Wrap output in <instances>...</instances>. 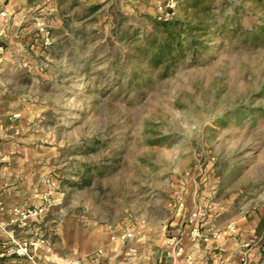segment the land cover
<instances>
[{
	"label": "rangeland",
	"instance_id": "rangeland-1",
	"mask_svg": "<svg viewBox=\"0 0 264 264\" xmlns=\"http://www.w3.org/2000/svg\"><path fill=\"white\" fill-rule=\"evenodd\" d=\"M137 1L65 7V31L38 61L44 78H21L42 105L32 146L48 151L35 156L52 192L36 225L51 239L69 218L83 228L137 231L164 220L175 197L197 190L199 199L233 200L240 210L262 213L264 264V45L253 48L219 31L193 64L188 58L167 78L133 76L136 64L119 67L148 35L149 19H171L170 9L183 18L191 5ZM232 1L229 17L244 27L250 15L263 17L250 3L234 12L241 2ZM80 177L92 183L72 187Z\"/></svg>",
	"mask_w": 264,
	"mask_h": 264
},
{
	"label": "crops",
	"instance_id": "crops-1",
	"mask_svg": "<svg viewBox=\"0 0 264 264\" xmlns=\"http://www.w3.org/2000/svg\"><path fill=\"white\" fill-rule=\"evenodd\" d=\"M65 7L95 10L114 7V0L1 1L6 16L0 14V264H71L72 259L85 264H261L262 213L240 210L233 200L199 199L197 190L175 197L164 220L144 222L137 231L83 228L69 218L51 239L37 227L45 215L27 226L12 223L17 211L41 207L52 195L49 177L35 159L48 151L32 146V124L42 105L29 96L30 86L21 78H44L38 61L47 60L55 33L65 31ZM45 30L52 35L50 45L44 42ZM199 209L203 215L191 223ZM126 234L132 237L122 239Z\"/></svg>",
	"mask_w": 264,
	"mask_h": 264
},
{
	"label": "trees",
	"instance_id": "trees-1",
	"mask_svg": "<svg viewBox=\"0 0 264 264\" xmlns=\"http://www.w3.org/2000/svg\"><path fill=\"white\" fill-rule=\"evenodd\" d=\"M215 1L191 0V5L185 8L183 18H176L175 11L170 9L169 13L173 15L171 19H149L151 28L148 35L141 38V45L135 47L133 55L126 57L128 63L119 67L120 71L131 70L133 64H136L132 70L133 76L141 74L152 77L159 74L160 79H165L174 67L188 58L193 64L199 53L206 48V39L219 31L221 36L229 35L253 48L264 45V0H240L241 4L235 7L234 12H238L250 3L253 6L251 9L262 13L261 18L250 15L252 20L247 27L235 16L229 17L226 8L232 6L229 4H234L235 1L222 0L219 2V8ZM104 92L100 89L94 91L98 95ZM91 183L92 177H80L79 181L73 182L71 186L79 188Z\"/></svg>",
	"mask_w": 264,
	"mask_h": 264
},
{
	"label": "built area",
	"instance_id": "built-area-1",
	"mask_svg": "<svg viewBox=\"0 0 264 264\" xmlns=\"http://www.w3.org/2000/svg\"><path fill=\"white\" fill-rule=\"evenodd\" d=\"M1 1L2 0H0V14L3 16H6V13L4 11H2V9H1ZM43 32H44L45 44L50 45L52 40H53L52 35L50 34L49 31L45 30ZM48 209H49V205L45 204L41 207L31 208V209H27V210L21 211V212L17 211L19 218L17 220H13L12 223H18L22 226H27L31 220H36V219H39L40 217L44 216L47 213ZM203 213L204 212L202 209H199L196 212H194L190 218V222L193 223L194 220L199 218L200 216H202ZM192 235H193L194 239L199 237L197 230H194ZM131 237H132L131 234H126V235H123L121 238L127 239V238H131ZM178 243H179L178 241L174 242V244H176V245H178ZM71 264H85V263L80 259H72ZM243 264H246L245 261H243Z\"/></svg>",
	"mask_w": 264,
	"mask_h": 264
}]
</instances>
